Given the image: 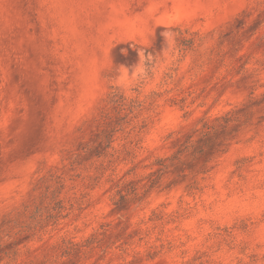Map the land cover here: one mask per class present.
Listing matches in <instances>:
<instances>
[{
    "label": "rangeland",
    "instance_id": "1",
    "mask_svg": "<svg viewBox=\"0 0 264 264\" xmlns=\"http://www.w3.org/2000/svg\"><path fill=\"white\" fill-rule=\"evenodd\" d=\"M0 264H264V0H0Z\"/></svg>",
    "mask_w": 264,
    "mask_h": 264
},
{
    "label": "clouds",
    "instance_id": "2",
    "mask_svg": "<svg viewBox=\"0 0 264 264\" xmlns=\"http://www.w3.org/2000/svg\"><path fill=\"white\" fill-rule=\"evenodd\" d=\"M125 85H124V83L123 82H121V87H124Z\"/></svg>",
    "mask_w": 264,
    "mask_h": 264
}]
</instances>
